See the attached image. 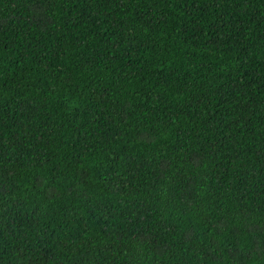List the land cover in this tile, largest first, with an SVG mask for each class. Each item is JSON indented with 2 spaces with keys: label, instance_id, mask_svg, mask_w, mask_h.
<instances>
[{
  "label": "trees",
  "instance_id": "16d2710c",
  "mask_svg": "<svg viewBox=\"0 0 264 264\" xmlns=\"http://www.w3.org/2000/svg\"><path fill=\"white\" fill-rule=\"evenodd\" d=\"M0 264H264V0H0Z\"/></svg>",
  "mask_w": 264,
  "mask_h": 264
}]
</instances>
